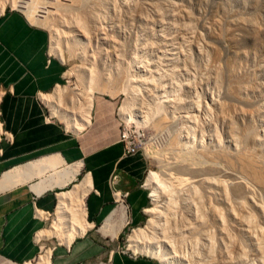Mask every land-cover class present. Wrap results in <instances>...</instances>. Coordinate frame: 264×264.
I'll use <instances>...</instances> for the list:
<instances>
[{"label": "rangeland", "instance_id": "1", "mask_svg": "<svg viewBox=\"0 0 264 264\" xmlns=\"http://www.w3.org/2000/svg\"><path fill=\"white\" fill-rule=\"evenodd\" d=\"M8 11L46 29L64 65L47 98L56 121L65 112L80 130L107 96L137 134L148 200L121 249L162 264H264V0H0ZM79 195L60 229L81 225Z\"/></svg>", "mask_w": 264, "mask_h": 264}, {"label": "crops", "instance_id": "2", "mask_svg": "<svg viewBox=\"0 0 264 264\" xmlns=\"http://www.w3.org/2000/svg\"><path fill=\"white\" fill-rule=\"evenodd\" d=\"M48 42L21 12L0 13V264H162L116 242L143 224L148 200L143 159L118 141L116 99L93 97L80 130L65 112L56 121L47 98L64 85V65ZM84 176L82 230L53 242L47 223L59 196Z\"/></svg>", "mask_w": 264, "mask_h": 264}, {"label": "bare ground", "instance_id": "3", "mask_svg": "<svg viewBox=\"0 0 264 264\" xmlns=\"http://www.w3.org/2000/svg\"><path fill=\"white\" fill-rule=\"evenodd\" d=\"M27 5V4H26ZM28 10V9H27ZM44 14V13H43ZM38 17H43V15H41V16H38ZM39 20V19H38ZM127 108H123V110L122 111H124L123 112V114L122 115H124L125 117H126V119H130V121L132 120V121H135V118L133 117V116H130L129 114H127ZM57 113H58V116L60 115V116H66V114L65 113H63V112H61V111H56ZM132 115V114H131ZM78 168H79V166H76V168L75 167H72L71 168V172H72V178H75V176L78 174ZM158 182V176H157V174L156 173H154V172H150L149 173V175H148V179H147V184L148 185H151V186H153V184H155V183H157ZM55 183H56V181H55ZM158 184V183H157ZM76 187V186H75ZM84 189V188H83ZM81 190L80 188L78 189V190H75V188L73 189L75 192L73 193V195H72V193L71 192H66V193H63V194H61L60 196H59V202H58V206H57V214L56 215H58V219H56V223H55V225L51 228L52 230L50 231V233H52L53 235H55V236H59L60 238H64V239H67V240H71L72 238H73V236L75 235V234H77L78 233V229L80 230H82V227L81 228H79L78 226H74V224L72 225V227L70 228L71 229V232H70V234L68 235H65V233H63V229H60V225H61V223L62 222H70L71 221V218L69 217H65V215H66V213L68 212V209L71 207V201H72V199H74V197H77V195H79L78 196V199H79V201H80V203L77 205V207H76V204H74L75 205V209H76V211H80V213H81V204H82V197H83V195H85L84 193H85V189L84 190ZM152 197H153V201L156 203L157 201H158V195H157V191H155V189L153 190V193H152ZM72 208V207H71ZM74 209V210H75ZM125 210V209H124ZM83 211V210H82ZM83 213V212H82ZM119 215H120V217L123 219L124 218V214H123V209H121L120 210V213H119ZM156 215V214H155ZM155 215H153L154 217H151V222H153V220L156 218L155 217ZM126 217V216H125ZM122 219H121V221H122ZM151 222L149 221L148 222V225L145 227V228H143V229H141L140 230V232L137 234V235H142V233H144L147 229H151V226L150 225H152L153 226V224H151ZM122 224V223H121ZM64 226H69V225H67V223H66V225H64ZM153 228V227H152ZM80 230V231H81ZM145 230V231H144ZM60 233V234H59ZM80 233V232H79ZM134 237H136V235L134 236ZM134 246H136V245H134ZM148 253V252H147ZM150 254H153L152 252H149ZM157 253V252H156ZM155 256V255H154ZM153 256V257H154ZM155 257H157V256H155ZM45 258V257H44ZM46 259V258H45ZM166 264H170V262L169 263H167V262H165Z\"/></svg>", "mask_w": 264, "mask_h": 264}, {"label": "built area", "instance_id": "4", "mask_svg": "<svg viewBox=\"0 0 264 264\" xmlns=\"http://www.w3.org/2000/svg\"><path fill=\"white\" fill-rule=\"evenodd\" d=\"M118 141L122 144L124 155L136 153L137 134L130 129V126L122 125L120 121Z\"/></svg>", "mask_w": 264, "mask_h": 264}]
</instances>
